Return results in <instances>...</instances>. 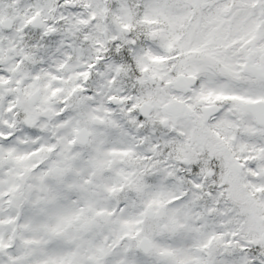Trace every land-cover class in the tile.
<instances>
[{
	"label": "snow or ice",
	"instance_id": "obj_1",
	"mask_svg": "<svg viewBox=\"0 0 264 264\" xmlns=\"http://www.w3.org/2000/svg\"><path fill=\"white\" fill-rule=\"evenodd\" d=\"M0 264H264V0H0Z\"/></svg>",
	"mask_w": 264,
	"mask_h": 264
}]
</instances>
